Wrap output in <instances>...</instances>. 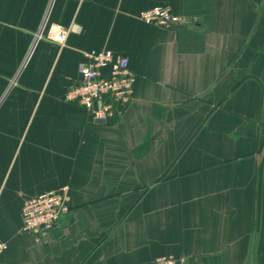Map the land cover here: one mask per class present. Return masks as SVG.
<instances>
[{"label": "crops", "instance_id": "1", "mask_svg": "<svg viewBox=\"0 0 264 264\" xmlns=\"http://www.w3.org/2000/svg\"><path fill=\"white\" fill-rule=\"evenodd\" d=\"M102 50L137 75L109 125L66 101ZM65 186L62 234L24 232ZM0 241V264H264V0H0Z\"/></svg>", "mask_w": 264, "mask_h": 264}, {"label": "built area", "instance_id": "2", "mask_svg": "<svg viewBox=\"0 0 264 264\" xmlns=\"http://www.w3.org/2000/svg\"><path fill=\"white\" fill-rule=\"evenodd\" d=\"M140 20L149 26L173 30L186 22L170 8L156 7L141 14ZM80 27L72 24L67 29L56 28L51 40L61 49L71 34H78ZM137 75L128 58L108 50L85 54L78 65L77 85L66 94V101L83 108L96 121L112 124L130 106ZM69 187H61L27 200L22 209L23 231L38 241L49 240L52 232L61 224V218L69 216ZM9 249L0 241V257ZM153 264H186L172 256L157 258Z\"/></svg>", "mask_w": 264, "mask_h": 264}, {"label": "water", "instance_id": "3", "mask_svg": "<svg viewBox=\"0 0 264 264\" xmlns=\"http://www.w3.org/2000/svg\"><path fill=\"white\" fill-rule=\"evenodd\" d=\"M100 123H102V122H100ZM71 222H72V220H68L66 216L62 217L60 226L52 232V236L55 238L60 236L62 234V231L64 229H66L68 227L69 223H71Z\"/></svg>", "mask_w": 264, "mask_h": 264}]
</instances>
